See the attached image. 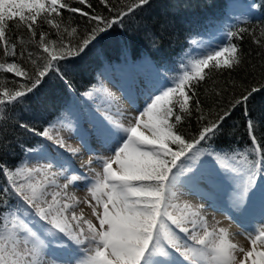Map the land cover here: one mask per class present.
I'll return each mask as SVG.
<instances>
[{
    "label": "snow or ice",
    "instance_id": "1",
    "mask_svg": "<svg viewBox=\"0 0 264 264\" xmlns=\"http://www.w3.org/2000/svg\"><path fill=\"white\" fill-rule=\"evenodd\" d=\"M79 2L85 4L86 0ZM100 2L110 12H117L109 0ZM147 3L149 0H132L126 11L119 10L118 15L105 19L70 7L67 0L63 3L61 0H0V41L5 45L4 56H8L9 49H12L13 56L16 55V45L6 37L9 22L16 21V18L18 25L26 26L27 31L33 34L36 33L33 25L39 23L37 17L41 13L47 14L41 17L42 21L59 28V23L54 21L56 16H60V9L79 12L81 16L87 15L89 20L99 22L75 43L71 40L61 42L56 51H49V45L57 41L46 40L41 34L39 47L48 55L42 57V65L33 61L34 71L31 74L21 71L16 62L0 63V69L24 76L31 82L4 93L8 101L0 99V122L6 118L9 106L23 103V98L33 92L46 75L54 69L58 70L60 60L84 53L101 33L117 22L122 23L125 16ZM88 6L91 7L90 4ZM72 31L75 33L76 30ZM230 35L235 37L238 33ZM237 53L238 46L232 43L230 47L208 46L201 50L199 56L186 57L187 62L182 61L180 73L173 77L170 84L162 83L148 97L142 109L138 104L133 105L138 114L128 117L127 125L119 110L117 114L121 119H116L108 110L99 108L103 119L93 118L91 134L80 133L74 128L80 144L77 148L68 145L63 137L53 136V124L42 132L21 124L22 128L52 141L73 157L87 154L89 159L82 160L81 167L91 171L95 163L102 168V173L97 172L94 181H88L87 176L77 170L63 152L47 162L44 168H28L24 162L13 167L0 163V175L7 181L0 188V195L5 198L0 206V219L11 220L16 229L7 235H0V264H264V227L258 230L255 226L242 228L251 242L250 250H246L229 242L226 229L213 227L209 231L199 210H191L189 205H185L189 209L187 214L169 210L174 208L173 200L179 199L180 189L185 185L199 191L197 182L201 178L199 169L195 167L200 155L198 146L216 135L224 119L221 116L218 121H210L191 140L179 131V125L192 114L189 103L197 95L193 82L205 80L206 69L219 72L238 67L242 59ZM222 56L225 57L223 62L220 59ZM213 61L214 64L211 63ZM258 90L252 88L236 104L246 103ZM84 95L95 99V93L91 91ZM177 106L179 111H174ZM195 108L202 112L198 99ZM204 118L201 115L197 119ZM93 137L107 153L105 156L96 151ZM252 141L254 145H259L255 148L258 159L248 162L246 168H240L232 163L239 153H233L230 158L227 155L224 157L228 163L220 168L213 165L212 171L221 177V181H230L227 191L232 195L222 214L227 213L233 221V212L247 219L259 208L260 218L255 224L264 225V145L254 133ZM54 168L58 171H52ZM33 174H42L44 181L17 180V177L26 176L31 181ZM58 176L67 182L58 184ZM81 182L95 201L88 206L98 224L75 211L76 197L68 189L70 186L79 187ZM48 184L59 189L51 193V200L47 199L50 194L46 187ZM201 230L202 235H197ZM21 241L23 247L20 246ZM237 254H242V259H238Z\"/></svg>",
    "mask_w": 264,
    "mask_h": 264
},
{
    "label": "trees",
    "instance_id": "2",
    "mask_svg": "<svg viewBox=\"0 0 264 264\" xmlns=\"http://www.w3.org/2000/svg\"><path fill=\"white\" fill-rule=\"evenodd\" d=\"M253 1L258 11L257 18L228 24L224 15L227 0H149V3L136 8L123 18L122 23L117 22L101 33L84 53L60 60L58 70L54 69L46 75L43 82L23 98V103L9 106L6 118L0 122V163L9 167L21 165L30 150L41 146V137L22 128L21 124L42 132L50 124L72 117L75 103L82 102L84 93L99 85L97 77L106 75L111 69L122 70L144 58L173 79L178 69L183 67L179 56L190 47V39L205 37L211 28L219 27L225 36L221 47H230L232 43L238 46L237 54L241 56L242 63L234 69L219 72L206 69L205 80L193 82L197 95L189 103L192 114L179 125V131L191 140L198 136L204 125L224 116L216 135L198 147L216 153L223 160L226 155L230 158L233 153H239L232 163L246 168L248 162L259 158L255 151L259 145L253 144L252 134L264 145V0ZM67 2L70 7L90 15L110 19L118 15L119 10L126 11L132 0H109L117 12H110L100 0H86L85 4L79 0ZM45 15L41 13L37 17L39 23L33 25L35 34L28 32L26 26L18 25V18L9 22L6 37L16 45V55L13 56L12 49H9L8 56H4L5 45L0 41V63L16 62L21 71L31 74L34 71L33 61L42 65V57L48 55L39 47L41 34L46 40L57 41L49 45V51H56L61 42L71 40L75 43L99 23L89 20L87 15L81 16L79 12L60 9V16H56L54 21L59 23V28H55L41 20ZM52 15L55 16V13ZM231 33L238 35L233 37ZM220 59L223 62L225 57ZM30 83L24 76L0 69V99L7 103L8 97L4 93ZM252 88L259 90L246 103L236 104ZM197 99L202 112L195 108ZM233 104L236 106L233 107ZM174 111H179V107ZM201 115L205 118L198 121ZM172 147L175 149V145ZM6 183V178L0 175V188ZM4 199L0 195V206ZM6 223L0 219V235L6 230Z\"/></svg>",
    "mask_w": 264,
    "mask_h": 264
},
{
    "label": "rangeland",
    "instance_id": "3",
    "mask_svg": "<svg viewBox=\"0 0 264 264\" xmlns=\"http://www.w3.org/2000/svg\"><path fill=\"white\" fill-rule=\"evenodd\" d=\"M225 23L228 24L230 22L226 19ZM223 34L224 32H222L219 27H216L211 28L207 33H205V38L203 39L200 37L193 38V42L190 47H188V50H186L182 56H179L181 62L184 61L186 63V57L199 56L201 50L207 48L208 46H212L213 48L221 47L225 37ZM181 69L182 66L178 69V73L174 74L175 77L180 73ZM97 78L99 80V85L97 88L92 89L91 91L95 93V99H90L85 96L81 100L82 102L75 103V108L71 112L72 117L68 116V118H66L64 121H60V123L55 122L53 124L55 127L51 131V134L53 136L63 137L66 143L73 148L80 147L78 132L74 131V128L78 129L80 133L91 134L93 132L91 123L93 118L96 117L103 119L101 111H98L99 108L108 110L116 119H121V116L117 114V110H119V112L123 114L124 124L127 125L129 122L127 118L138 114L136 109L133 107L134 104H138L142 109L148 97L152 96L162 83L168 82L170 84L172 81L170 76L164 75L146 58H144V60L140 61L139 63L130 64L125 68H122V70L111 69V71L107 72L106 75H100ZM143 87L144 89L152 88L154 91L149 93L148 97H142L139 89L141 90ZM121 98H124L126 102L123 103ZM129 103L132 104L129 105ZM40 137L42 142L41 146L38 149L31 150L27 153L24 161L25 167L44 168L46 167L47 162L52 161L53 158L57 157V154L60 152H63L64 156L68 157V159L71 161V164L75 163L77 159L79 160V158L83 161H87L89 159L87 154H83L82 157H73L64 149L58 148L57 145L52 141L46 140L42 136ZM44 145H47L46 149L44 148ZM93 146L101 156H105L107 154L105 150L102 149L98 143H96L94 137ZM217 156L218 155L212 151L210 152L205 149H200L199 158L195 162V167L199 169L198 175L201 178L197 182L199 191L197 188L185 185V187L180 189L181 195L179 199L173 200L174 208L169 210L175 211L177 214L180 212L187 214L189 209H186L185 205H189L191 206V210H199L201 212L202 217L208 225L209 231H211L213 227L224 228L228 232L229 242L235 243L238 247L247 249L248 247H251L249 246L251 243L242 231V228L246 227V224L243 221L244 218L233 212V216L235 218L233 221L228 218L227 213L222 214V209L229 204V191H227V186L230 184V181L226 179L221 181V177H218L215 173H213V165H215L217 168H220L225 163H228V161L223 160L221 157L217 159ZM188 163L191 164L192 161H188ZM235 166L240 167L238 165ZM52 171H58V169L54 168ZM96 172L102 173V168L94 163L92 166V171L85 172L84 174L87 176L88 181H94ZM49 176H51V172H49ZM44 179L45 177L42 174H33L31 181H28L26 176L17 177V180L25 182L44 181ZM256 179L259 180L260 177L257 176ZM46 187L50 193L47 199L51 200V193L59 190H57L58 188H56L55 185L51 184L46 185ZM76 189V192L73 193L77 201L75 204V211L77 214H82L85 219H90L95 224H98V221H96L95 217L92 216L91 207L88 206L89 203L95 204V201L92 199L91 194L85 190L84 182H81L79 187ZM197 192L200 194L201 198L198 196L194 197L192 194ZM208 194L211 195L209 196ZM191 195L193 196L191 197ZM85 201L87 203H85ZM62 202L69 201L63 200ZM257 219L259 220V218ZM258 220H252L250 224H248V228L255 226L258 230L259 227H264V225L255 224V221ZM6 222V230L2 235H7L9 231H16V229H14L12 226L11 220H7ZM197 235H202V230L198 231ZM245 245L248 247H245ZM20 246L23 247L22 241ZM237 258L242 259V254H237Z\"/></svg>",
    "mask_w": 264,
    "mask_h": 264
},
{
    "label": "bare ground",
    "instance_id": "4",
    "mask_svg": "<svg viewBox=\"0 0 264 264\" xmlns=\"http://www.w3.org/2000/svg\"><path fill=\"white\" fill-rule=\"evenodd\" d=\"M121 101L123 102V103H125L126 102V100L123 98H121ZM81 163H82V160H80V158H79V160L77 159V161L75 162V163H73L72 165L77 169V170H79L81 173H85V172H89L88 170H86V169H84V168H82L81 167ZM96 167V166H95ZM94 169V168H93ZM97 170V169H96ZM95 170V171H96ZM92 171V170H91ZM94 171V172H95ZM93 172V173H94ZM97 173V172H96ZM67 174V173H66ZM88 174V173H87ZM94 178V177H93ZM92 178V179H93ZM56 180H57V183L58 184H60V185H63L64 183H66L67 181L62 177V176H58V177H56ZM81 184V183H80ZM76 188H73L72 186H70L69 187V189H68V191L70 192V193H75L76 192V190H75ZM57 190H59V189H57ZM193 195H194V197H196V196H198V197H200L201 198V196H200V194L197 192V193H192ZM79 195V194H78ZM193 195H191V197L193 196ZM232 195V193L231 192H228V196L230 197ZM78 198V197H77ZM78 204V203H77ZM209 208V207H208ZM210 209V208H209ZM260 218V215H259V208H257L256 210H255V212H254V214L252 215V216H250V217H248L247 219H243V221L245 222V224H246V227H244V228H248V224H250V222L252 221V220H258L257 218ZM86 227V226H85ZM234 229V228H233ZM235 230V229H234ZM230 231V230H229ZM236 231V230H235ZM234 232V231H233ZM230 234V233H229ZM244 234V233H243ZM246 235V234H245ZM246 242V241H245ZM244 242V243H245ZM241 243H243V242H241ZM240 243V244H241ZM251 243V242H250ZM246 244V243H245ZM242 245H244V244H242ZM248 245V244H247ZM249 246H251L250 244H249ZM245 247H248V246H246L245 245ZM250 248L251 247H248L246 250H250Z\"/></svg>",
    "mask_w": 264,
    "mask_h": 264
},
{
    "label": "clouds",
    "instance_id": "5",
    "mask_svg": "<svg viewBox=\"0 0 264 264\" xmlns=\"http://www.w3.org/2000/svg\"><path fill=\"white\" fill-rule=\"evenodd\" d=\"M238 7H240V4L238 3V2H236V1H232L231 3H228L227 4V14H228V16L231 18V19H234V20H236L237 22L238 21H240L241 19H242V21H245L247 18L249 19V18H251V17H253V16H255V15H258V13H255V15H254V11H252V10H245V11H242V15H239L238 13V10H237V8ZM229 9H233L232 11H235V10H237L236 12H237V14L238 15H235V13L234 12H232V11H229ZM190 43H192V41L190 40Z\"/></svg>",
    "mask_w": 264,
    "mask_h": 264
}]
</instances>
